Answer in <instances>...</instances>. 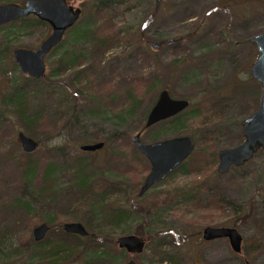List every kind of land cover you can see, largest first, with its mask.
<instances>
[{"label":"rangeland","instance_id":"1","mask_svg":"<svg viewBox=\"0 0 264 264\" xmlns=\"http://www.w3.org/2000/svg\"><path fill=\"white\" fill-rule=\"evenodd\" d=\"M97 1L68 0L71 5L79 6L83 10L84 14L80 20L89 22L88 28L93 27L88 17L92 15V7ZM100 18V22L97 21L95 26L98 33L111 35L114 39L119 35L122 38L118 42L111 41L112 45H109L110 49L104 56L98 60L93 58L90 43L83 42L77 34L74 37L73 30H70L65 34L61 47L47 57L46 78L53 84L54 92L59 98H56L55 102L61 105V113L66 116L64 121L57 123L63 126L68 120V127H63V130L62 127L56 128L54 123L45 121L34 123L31 130L24 118L16 114L17 106L3 103L0 98V164L3 165L1 169L4 168L6 172V182L0 185V237L4 236L6 245L21 251L18 257L10 249L7 254L0 253V264H25L27 261L39 264L36 258H30L31 245H22V242L29 238L28 235H33V229L40 222L34 220L33 216L18 217L19 214L12 205V198L18 191L14 192L17 174L13 173L14 170L12 172L16 161L11 164L12 167L8 162V156L11 154L21 158V162L32 159L40 173L46 168L48 161L55 162V159H58L55 164L57 170H61L66 163L61 158L63 155L71 157V161L81 158L88 167V174H98L94 175L95 180L104 181L105 187H109V183L113 185L111 190L116 185L123 186L121 189L125 195L131 196L128 203L131 199L135 207H147L153 203L151 212L147 215L150 221L147 227L143 223L144 217L136 212L133 215L137 220L135 223L126 215L116 230L130 229V232L135 234V231L140 229L151 232L152 236H155L154 233L160 235L152 237L145 233L142 236V239L146 240L145 251L140 254H131L121 249L117 243L113 250L110 249L115 255L114 264H128L129 259H134L138 264H264V150L257 152L244 166L231 168L224 175L216 170L219 163L218 151L233 148L238 140H244L240 123L244 118L252 116L261 104V87L257 81L252 80L250 71L258 51L254 44L241 41L250 40L251 37L264 32V0H128L108 4ZM50 33L51 29L45 25L36 28H19L17 24L2 26L0 50L11 47L16 49L20 45L37 50ZM152 41L159 45L158 49L150 46ZM168 41L174 44L166 43ZM143 52L149 53L147 62ZM66 54L78 62L84 61L80 69H88L92 81L91 90L87 91L82 86L74 85L77 82V70L58 71L59 63L67 58ZM6 55L9 56V52H6ZM5 60L3 65L0 64L1 71H6L1 73L3 75L0 74V81H3L0 96L7 93L5 83L7 87L8 84L11 87H21L22 83H25L24 79H21L23 74L14 66L15 62L12 64L10 59ZM175 60L179 63L178 68L173 67L172 62ZM143 75L149 76L146 78L148 83L158 85L159 91L155 95L148 92L145 83H139L137 80V77L142 78ZM247 77L249 80L245 82ZM131 78L136 81L132 88L141 99L140 111L133 114H130L129 105H123V95L120 96L130 89L124 85V81ZM231 84L234 88L226 95L221 104L224 107L220 112L217 110L214 113L210 109L215 107L210 96H198L202 90L209 93L230 87ZM165 89L169 90L175 99L198 96L193 104L195 108L202 106L204 113L199 119L188 122L182 132H175L169 124H160L143 132L141 128L145 123L144 112L154 96L158 98L160 90ZM74 105L77 106L76 109H73ZM122 110L124 113H120ZM31 117L30 115V119ZM20 131L40 142L41 147L34 154L24 157L26 151L24 152L20 145L17 135ZM116 132L121 134L120 137H113L110 141L103 140ZM138 132H142L141 140L144 143L195 134L196 139L201 141L200 145H196V150L202 149L209 155L207 167L198 172L193 171L190 175H186L183 170L177 173L174 171L167 184L158 182L147 191L144 198H132L134 193L140 191L151 168V163L132 141ZM212 137L211 142L206 140H211ZM102 140L106 144L101 150L87 152L80 148L82 144ZM57 147H61L58 153L54 151ZM9 161L12 163V160ZM213 174L218 177L214 178ZM57 176L61 178L58 188L64 189L68 180L61 172ZM194 178L211 182L212 185L218 183L224 197L243 205L241 215L245 213L247 206L253 207V214L248 219L237 221L236 228L243 235L241 253L234 252L227 238L204 242L197 236L188 242H179L173 235H166V232L172 229L193 233L202 230L204 225L226 226V221L237 218L230 213L231 210L219 213L211 209L210 212L214 215L199 221L200 226L196 225L197 223L192 221L194 204L189 202L188 193L181 190L187 183L188 189L191 190L190 182ZM24 189L22 201L27 202L28 197L29 200H35L33 193L36 190L29 187ZM124 197L122 195L121 200ZM34 200L30 211L41 213L40 207L42 208L47 200L37 201L38 204ZM16 217L22 220L17 221ZM87 218L92 222L90 226L86 225L91 232L103 239L110 237L107 236L110 231L99 226L106 216L102 217L98 212L97 216L93 213ZM65 222L72 220L67 217ZM120 233L117 232L115 237L126 235ZM51 235L57 236L58 232ZM56 239L55 237L53 240ZM161 242L166 243L160 248L167 250V257H164L163 251L159 249ZM21 256H25V261ZM7 258L9 261L1 262ZM83 263L82 261L80 264Z\"/></svg>","mask_w":264,"mask_h":264},{"label":"trees","instance_id":"2","mask_svg":"<svg viewBox=\"0 0 264 264\" xmlns=\"http://www.w3.org/2000/svg\"><path fill=\"white\" fill-rule=\"evenodd\" d=\"M24 3L26 0H22ZM20 1L17 2V0H0V6L1 5H7L8 3L11 4H18ZM122 3L124 1H114V0H106V1H100L98 0L95 2V6L92 7V15L88 17V19L93 23L92 28H88L89 22H86L84 20H80L79 24L74 26L73 35L75 37V34L79 35L81 40L83 42H89L92 47L91 56L96 58L102 57L105 55V53L108 52L109 45H112L111 41L118 42L121 38L119 35L116 39L113 38L111 35H106L104 33H98V29L95 28V26L100 22L101 18L100 15H102L108 4L111 3ZM84 14V12H83ZM98 21V22H97ZM15 24L19 25V28L22 27H40L41 25L48 26L44 22H40L37 18L34 16H30V18L26 19H19L18 21L9 23V26H15ZM51 29V28H50ZM2 30V27H0V32ZM75 30V31H74ZM124 40V39H123ZM248 41V40H247ZM247 41H241L242 43H247ZM166 43L174 44L172 41H168ZM62 44V43H61ZM60 44V45H61ZM237 44V43H236ZM248 44V43H247ZM59 45V47H61ZM26 48L25 46L20 45L17 48ZM58 47V48H59ZM57 48V49H58ZM15 49L11 47L10 49L6 50H0V64L6 61L5 59H10V63H14L12 59V50ZM29 49V48H28ZM11 50V51H10ZM6 52H9V56L6 55ZM142 54V53H141ZM141 54L139 55L141 57ZM145 56V61L147 62L148 57L146 52H143ZM258 54L254 56V58H257ZM65 60H62L59 63L58 71L59 72H65V71H76V78L77 82L74 84L76 87H81L88 91L91 87L92 81L89 78L88 75V69H80L81 63H84V61L79 60H73L74 57H68L66 54ZM252 62V59L250 61V64ZM254 62V61H253ZM6 63V62H5ZM173 67H179V63L177 60L173 61ZM255 63V62H254ZM14 66L17 67V65L14 63ZM253 66V65H252ZM16 69V68H15ZM0 68V74L6 73V71H1ZM3 75V74H1ZM0 75V76H1ZM137 76V75H136ZM4 78V76H2ZM149 76H142V78L137 77V80H139V83H145L148 86V92L154 93V95L159 91L157 90L158 85L156 83H148L146 81V78ZM24 79L21 87L17 85H12L5 83L6 85V92L5 94L1 95V101L3 103H7L8 105L17 106L16 108V114L22 116L24 118V122L28 124L31 130H33L34 123H45L50 122L54 123V127H68V120L66 121L67 124H64L63 126H59L57 122L64 121L66 116H63L61 113V105L58 102H55V99H59L58 96L54 92L53 84H50V81L47 80L46 76L43 78V80H36V79H30L26 76H21V79ZM249 79L248 77L245 79V82H247ZM243 81V80H242ZM136 81H132V78L130 80L124 81V85L128 86L130 89L125 91V94H121L123 99V105H129L131 107L130 114H133L134 112L140 111V105H141V99L138 97L137 93L134 92L132 86ZM3 81H0V86L2 87ZM234 88L231 86L220 88V90L215 91L212 90L208 93L206 90L200 91L199 95H205L210 96L211 103L215 107H210L212 112H218L221 111V108L224 106L221 104L225 101L226 95L230 92V89ZM91 90V89H90ZM162 91V90H160ZM169 91V90H168ZM170 93V91H169ZM159 94V93H158ZM158 96V95H157ZM198 96L194 98L193 96H187L182 97L178 99H184L189 101V107L186 111L177 114V116L168 119L164 122H161L159 124H155L151 127H145L144 124L141 130L145 132L149 128L156 127L160 124H169L172 128H174L175 132H182L185 131L184 128L185 125L188 124V122H191L193 120L199 119L204 111L202 110L203 107L200 106L199 108H195L193 102L197 100ZM158 98L154 96L153 101L149 105L148 109L144 112L143 119L146 122V118L149 114V112L152 109V106L155 104ZM175 99V98H174ZM59 104V106H58ZM76 105L73 106V109H76ZM24 108V109H23ZM23 109V110H21ZM210 109L207 111L209 112ZM215 109V110H214ZM130 110V108H129ZM76 112V111H75ZM120 113H124L123 110L120 111ZM119 113V114H120ZM30 115L32 116L30 119ZM76 116V113H74ZM77 117V116H76ZM57 123V124H56ZM28 129V130H30ZM182 129V130H180ZM64 130V129H63ZM30 134L34 135L33 133L29 132ZM121 133V132H120ZM181 134V133H180ZM121 134L118 132L113 133L112 135L105 137L103 140L106 139V141H110L113 137H120ZM190 135V134H189ZM241 135V134H240ZM196 140V145H200L199 138L196 139V135H191ZM243 139V138H242ZM102 140V141H103ZM207 141L211 142L212 139L206 138ZM104 142V141H103ZM155 142V141H154ZM242 140H238L236 143H240ZM90 144V143H87ZM106 144V142H105ZM40 142L39 147L40 148ZM37 148V149H38ZM36 149V150H37ZM61 147H57L54 149L55 152H60ZM216 151V150H215ZM214 151V155L216 156V152ZM261 151V150H259ZM258 151V152H259ZM34 152H25V156H30L34 154ZM218 154V153H217ZM12 155V154H11ZM8 156V162L10 166L16 161V166L12 169L13 173L16 172L17 177L15 178V184H14V192L17 190L18 193L16 196L12 198V205L15 207V212H18V217H27V216H33L34 220H39V224L46 223L49 225V231L47 232V236L39 241H36L33 237L34 234L31 236L28 235V239L25 242H22V245H31L29 248L30 251V258L33 257L36 258L37 262L39 264H80L82 261L83 264H114L113 258L115 255H113V252H111L115 246L117 245V236L115 237V234L117 232H121L120 234H132L130 229H121L116 230L118 224L125 219L126 215L128 218H131L133 223H135L137 220L133 218L134 213L138 212L141 214V217H144L143 223L146 224V227L148 225L149 217L147 216L151 212L152 204H148V206H137L135 207L134 201L131 199L129 203L127 202L130 198V194L124 193V191L121 188H124L121 185H116L112 190L111 186H113L111 183L107 184L109 187H105V182L101 180H95L96 175L98 174H88V170L86 165L84 164V160L76 159L75 161H71V157L68 155H63L62 160L66 161L64 167L60 168L61 170H57V165H55L58 162V159H55L54 161H48L45 165V169L40 173V170H38L37 164L32 162V159L28 160H22L18 157ZM209 155L205 153L202 149L201 151L196 150L193 152L192 155L188 159L185 160L184 163H182L175 171L183 170L186 175H190L193 171H199L201 168H206L208 163L207 158ZM216 159V158H215ZM9 160H12V163H10ZM7 161V160H5ZM71 161V162H69ZM18 162V163H17ZM20 162V163H19ZM25 162V163H24ZM248 163V162H247ZM3 165L0 164V185L6 182L5 180V169H1ZM61 172V174L64 175L65 179L68 180V185L62 189L61 187L58 188V182L61 179L57 176V174ZM174 172V171H173ZM218 172V171H217ZM40 174V176H39ZM174 174V173H172ZM171 174V175H172ZM12 175V173H11ZM95 175V176H94ZM169 176L168 179L161 181L160 183L167 184L168 181L172 178V176ZM215 175V176H214ZM217 174H213L214 178L218 177ZM210 177L211 179L213 178ZM97 181V182H96ZM192 188L191 190L188 189V183L184 184L182 187V191L184 193H188L189 202L194 204V217L192 218V221L197 223L196 225H201V222L205 219L211 218L214 214H212L211 209H215L216 212L224 213L226 210H231L230 213L233 214L235 217H237L235 220H228L226 221V224L229 226H237L238 219L246 220L249 216H251L253 213V207L247 206L246 211L243 215H241V212L244 210L242 204H237L235 202H232L231 200L224 197V193L220 191L218 183H215L212 185L211 182H203L198 179L191 180ZM10 186V185H9ZM29 187L32 189H35L36 191L33 193L35 203L38 204V202H43L44 200H47L45 202V205H42V208L40 207L41 213L35 214L32 211H30V206L32 204V200H29V197L27 198L28 201H22L23 198V192L25 191L24 188ZM2 189L0 188V196H1ZM138 192V191H137ZM134 193L132 195V198L139 199L144 198V196H139L138 193ZM207 192L208 194L206 195ZM205 193V195H204ZM125 196L122 200V195ZM30 196V195H29ZM31 197V196H30ZM118 197V198H117ZM131 197V196H130ZM118 200H121L118 202ZM38 201V202H37ZM43 204V203H42ZM98 212L102 215V217L106 216L105 219L99 224V226L102 229H107L110 232H107V236L104 239L99 237L98 234L95 232H91L87 226H90L92 224L91 220L87 218L89 215H92L93 213L95 216H97ZM97 213V214H96ZM240 214V215H238ZM238 215V216H237ZM16 217L17 221L22 220L21 218ZM70 218L72 221H80L85 224L87 230L89 231V235L86 236H80L78 234H69L65 232L62 229V224L65 222V218ZM92 217V216H91ZM116 219V220H115ZM127 219V218H126ZM113 221H116L114 223ZM39 226V225H37ZM36 226V227H37ZM205 226V225H204ZM145 231V232H144ZM178 230H169L166 232V235H173L179 242H188L193 237L199 236L201 239V229L197 232L189 233V232H177ZM58 232L57 236H52L51 233ZM145 233H148V235L152 236L151 232H147L146 230H140L135 231L136 236L142 238ZM49 235V237H48ZM155 236L160 235L159 233H154ZM152 236V237H155ZM57 238L56 240H53L54 238ZM203 240V239H202ZM106 241H109L110 243H106ZM204 241V240H203ZM205 242V241H204ZM162 245H166L165 242H161L159 245V249L162 250L160 247ZM108 247L109 250L105 249L104 247ZM114 247V248H113ZM10 249V251L14 252L15 255L18 257L21 255V251L19 248H13L11 245H6V241L4 236L0 237V253L7 254V251ZM164 253V257L167 254V250H162ZM243 251V249H242ZM1 256V254H0ZM167 257V256H166ZM1 258V257H0ZM21 259L25 261V256H21ZM9 261V259H5L4 261H1L3 263ZM25 264H31L30 261L25 262Z\"/></svg>","mask_w":264,"mask_h":264},{"label":"water","instance_id":"3","mask_svg":"<svg viewBox=\"0 0 264 264\" xmlns=\"http://www.w3.org/2000/svg\"><path fill=\"white\" fill-rule=\"evenodd\" d=\"M82 14L81 8L71 5L67 0H26L22 4L1 5L0 27L34 16L51 28L50 35L42 41L38 50L26 48L14 50L13 59L20 73L30 79L42 80L47 71L45 57L62 43L67 31L74 28ZM247 43L254 44L258 51V56L250 71L252 80L257 81L261 87V104L252 116L244 118L240 123L244 140L233 148H223L218 151L219 163L216 170L223 175L231 168L244 166L259 150H264V32L251 37ZM150 46L159 48V45L153 41L150 42ZM157 97V101L146 118L144 128L171 119L189 107L188 100L174 99L167 89L160 91ZM17 135L24 152H34L39 147V141L25 132L20 131ZM140 135L137 133L132 141L138 151L151 163L149 174L139 191V194L143 195L158 182L166 180L193 154L196 140L191 135H178V137L144 143ZM104 145L105 142L101 141L82 144L80 147L84 151L91 152L102 149ZM62 229L69 234L74 233L80 236L90 234L85 224L80 221L64 222ZM48 231L49 225L41 223L33 229L32 233L35 240L39 241L47 236ZM201 237L204 241L227 238L234 252L241 253L243 249V235L234 226L205 225L201 231ZM117 241L121 249L131 254H140L145 251L146 240L135 234L121 235ZM128 264L138 263L134 259H129Z\"/></svg>","mask_w":264,"mask_h":264},{"label":"flooded vegetation","instance_id":"4","mask_svg":"<svg viewBox=\"0 0 264 264\" xmlns=\"http://www.w3.org/2000/svg\"><path fill=\"white\" fill-rule=\"evenodd\" d=\"M100 1H101V0H100ZM114 1H117V0H114ZM120 1H126V0H120ZM67 2H68V0H67ZM69 3H70V2H69ZM18 4H22V3H18ZM78 7H79V6H78ZM79 8H80V7H79ZM81 10H82V9H81ZM82 12H83V10H82ZM82 15H83V14H82ZM70 30H71V29H70ZM70 30H69V31H70ZM67 32H68V31H67ZM49 35H50V34H49ZM65 36H66V35H65ZM65 36H64V38H65ZM62 42H63V41H62ZM149 44H150V43H149ZM59 45H60V44H59ZM59 45H58L56 48H54L53 51L56 50V49L59 47ZM20 48H22V47H20ZM20 48H17V49H20ZM39 48H40V47H39ZM39 48H38V49H39ZM26 49H28V48H26ZM38 49H37V50H38ZM15 50H16V49H15ZM29 50H31V49H29ZM33 50H34V49H33ZM53 51H52L51 53H53ZM13 52H14V50H13ZM13 52H12V57H13ZM51 53H49V54L45 57V58H46V69H47V57H48ZM14 62H15V61H14ZM15 64H16V63H15ZM16 65H17V64H16ZM17 67H18V66H17ZM18 69H19V68H18ZM46 75H47V71H46ZM46 75H45V76H46ZM45 76H44V77H45ZM42 80H43V79H42ZM163 122H164V121H163ZM160 123H161V122H160ZM157 124H159V123H157ZM153 126H154V125H153ZM138 133H140V134L142 135V132H138ZM141 135H140V138H141ZM141 141H143V140H141ZM94 143H97V142H94ZM80 146H81V145H80ZM103 147H104V146H103ZM80 148H81V147H80ZM100 150H101V149H100ZM96 151H98V150H96ZM93 152H94V151H93ZM179 166H180V165H179ZM175 170H176V169H175ZM175 170H174V171H175ZM173 173H174V172H173ZM168 178H169V177H168ZM168 178H167V179H168ZM145 179H146V178H145ZM144 181H145V180H144ZM143 185H144V184H143ZM143 185H142V186H143ZM151 188H152V187H151ZM147 191H148V190H147ZM146 193H147V192H146ZM146 193H144L143 195H140L139 192H138V195L142 197V196H145Z\"/></svg>","mask_w":264,"mask_h":264}]
</instances>
